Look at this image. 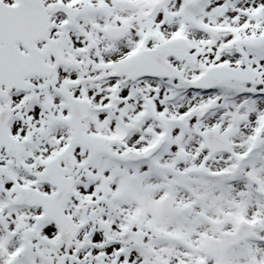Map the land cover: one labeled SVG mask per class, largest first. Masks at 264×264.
I'll return each mask as SVG.
<instances>
[{
	"label": "snow or ice",
	"instance_id": "1",
	"mask_svg": "<svg viewBox=\"0 0 264 264\" xmlns=\"http://www.w3.org/2000/svg\"><path fill=\"white\" fill-rule=\"evenodd\" d=\"M0 264H264V0H0Z\"/></svg>",
	"mask_w": 264,
	"mask_h": 264
}]
</instances>
